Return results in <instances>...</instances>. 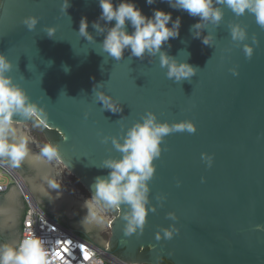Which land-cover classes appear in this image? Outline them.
Wrapping results in <instances>:
<instances>
[{
  "label": "water",
  "instance_id": "1",
  "mask_svg": "<svg viewBox=\"0 0 264 264\" xmlns=\"http://www.w3.org/2000/svg\"><path fill=\"white\" fill-rule=\"evenodd\" d=\"M134 2L147 16L162 9L171 12L173 20L181 18L179 37L166 42L162 51L198 69L190 80H170L158 55L130 58L125 50L116 61L103 52L104 34L92 27L101 14L99 0H69L67 12L61 10L63 0H1L0 53L12 61L8 75L13 82L44 108L45 127L61 132L56 143L61 160L93 194L96 177L110 171L101 168L102 161L121 156L103 137L122 138L147 111L162 122H194L195 133L174 132L162 141L149 181V208L155 206L156 211H149L142 233L126 236L122 216L127 209L121 205L109 222L112 238L106 243L100 235L104 224L84 222V203L70 194L58 197L41 174L27 176L39 189L48 187L50 209L68 219L72 229L90 233L113 254L114 246L123 250L131 264L141 248H148L150 264L162 258L173 264H264V27L254 15L236 16L224 7L219 26L206 24L201 38H193L190 28L199 17L169 7L167 0ZM31 16L38 23L29 31L23 20ZM83 17L92 42L79 34ZM234 24L246 28L245 41L232 40L229 25ZM49 27L56 29L52 37L46 33ZM128 31H133L131 26ZM209 34L214 36L211 46L202 43ZM246 43L254 48L251 58L243 51ZM97 84L98 90L121 102L122 112L102 108L93 92ZM13 119L19 123L14 124L18 134L27 122H35ZM202 153L213 157L211 167ZM10 187L17 189L15 184ZM169 212L178 219H169ZM173 224L179 232L158 241L156 233Z\"/></svg>",
  "mask_w": 264,
  "mask_h": 264
},
{
  "label": "clouds",
  "instance_id": "2",
  "mask_svg": "<svg viewBox=\"0 0 264 264\" xmlns=\"http://www.w3.org/2000/svg\"><path fill=\"white\" fill-rule=\"evenodd\" d=\"M148 5L156 0H146ZM169 7L186 11L192 17H199V21L190 28L193 38H201V29L206 24L219 26L224 17L223 8L227 7L236 16L246 12L254 15L256 23L264 27V0H167ZM101 14L97 21L92 23L97 34H104L101 43L103 52L119 61L123 58L125 50L130 51V58L143 59L148 56H159L160 66L167 69V77L176 82L190 80L197 72L191 64L178 61L162 51V46L170 39L179 37L181 18L175 20L171 12L162 9H153L152 15L147 16L137 7L134 0H99ZM223 6V7H221ZM70 7L69 0H63L61 10L67 12ZM100 21L105 23L102 25ZM115 21L114 24L111 22ZM38 18L31 16L23 20L29 31L34 30ZM111 25V26H110ZM170 25V26H169ZM131 26L133 31L129 32ZM88 20L83 17L80 21L79 34L87 41L92 42L94 37L88 31ZM233 41L243 42L247 39V30L239 24L229 25ZM56 32L54 27L46 29L49 37ZM214 41L212 34L203 36L202 43L211 46ZM253 44H258L255 37ZM246 57L251 58L254 48L250 44H243ZM13 68L12 61L0 53V158H7L13 167L20 166L26 159L33 161H60L62 156L59 145L46 143L42 146L40 154L32 156L29 150V137L18 134L14 127V116L23 119H33L39 125L47 126V114L38 103L30 100L26 91L13 77L8 75ZM67 71V69H65ZM233 73L236 74L235 69ZM99 84L94 86L96 100L102 104L104 110L112 113L123 111L121 102L114 99L104 91L98 90ZM87 115V114H86ZM195 133L196 126L191 120L169 123L160 121L152 111H147L131 127L127 128L122 138L116 136L103 137L102 142L111 140L115 149L121 153L119 158L108 157L102 161L101 168L109 169L104 177H96L95 192L85 201L87 208L85 223L104 224L102 212L109 209H120L123 205L124 234L131 236L142 233L147 222L149 211L155 212L156 207L149 208V181L154 177L156 166L154 160L160 157L162 141L174 132ZM202 160L211 167L213 157L207 153L201 154ZM66 170V169H65ZM51 188L61 187L55 180H48ZM157 200H163L157 197ZM167 217L177 220L174 212L167 213ZM30 226V225H29ZM179 229L175 224L162 228L156 233V239H172ZM162 233V235H161ZM0 264H53L49 258V251L43 239L35 233H29L22 238L19 245H0Z\"/></svg>",
  "mask_w": 264,
  "mask_h": 264
},
{
  "label": "built area",
  "instance_id": "3",
  "mask_svg": "<svg viewBox=\"0 0 264 264\" xmlns=\"http://www.w3.org/2000/svg\"><path fill=\"white\" fill-rule=\"evenodd\" d=\"M9 184H15L25 205L20 241L29 233L41 237L53 264H110L104 249L76 235L47 214L32 197L21 176L0 159V192L7 190ZM109 256L115 261L111 254Z\"/></svg>",
  "mask_w": 264,
  "mask_h": 264
},
{
  "label": "flooded vegetation",
  "instance_id": "4",
  "mask_svg": "<svg viewBox=\"0 0 264 264\" xmlns=\"http://www.w3.org/2000/svg\"><path fill=\"white\" fill-rule=\"evenodd\" d=\"M14 124H19V123L14 122ZM34 125L35 127H38V130L39 132H41L42 135L47 137L49 143L56 145V143L60 139L61 132H59L57 129L46 128L43 125H39L37 122H35ZM0 159L2 160V158ZM26 161L27 163L23 162L18 167H13L10 161L9 163H10V166L15 170V172H17L18 174L20 173V176L23 179L24 183L26 184L27 189L29 190L32 197L38 203L43 204L51 213H54L50 209L49 200L47 196L45 195V193L49 192L48 187L46 185L45 186L42 185L41 189H39L38 185L36 183H33L30 177L27 176V174L32 172L33 174H41L42 177H45V179H49L52 176V173H51L52 169H51L50 163L46 161H33L30 159ZM56 162L61 163V160L56 161ZM64 168L68 170L70 176L75 182L77 181L81 185L85 186L84 183L76 175L75 171L70 170L68 167H64ZM85 189L88 190V192H91L88 188H85ZM0 206H1L0 245L10 244V245L17 246L18 241L20 239V235H21L20 220H21L22 212L25 208V205H24V202H23V199L20 193L15 187H10L9 189L5 191L0 192ZM108 213L112 214L113 218L110 220L112 221L119 213V209H109ZM55 215H57L58 217H60L61 219L69 223L68 219H66L63 215L61 214H55ZM73 226H75V224H73ZM76 230L83 232L89 237L91 242H93L95 245L97 244V242L92 238L90 233L85 232L80 228L79 229L77 228ZM112 251L115 253L116 256L122 258L123 262L121 260L120 262H122L123 264H131L128 260V257H126V255L123 253V250L117 249L116 246H114ZM148 258H149L148 248H141L134 255V261L136 262L135 264H150L148 263L149 261L146 262ZM157 264H173V263L162 258L157 261Z\"/></svg>",
  "mask_w": 264,
  "mask_h": 264
},
{
  "label": "rangeland",
  "instance_id": "5",
  "mask_svg": "<svg viewBox=\"0 0 264 264\" xmlns=\"http://www.w3.org/2000/svg\"><path fill=\"white\" fill-rule=\"evenodd\" d=\"M34 124L35 122H27L19 130V134H25L30 138L29 145L34 150V156H37L40 154V150L42 146L49 142H48L47 137L42 135L41 132H39L38 127H35ZM51 164H52V170H51L52 176L49 179H45L44 177V183L50 187L48 180H55L58 183L60 181L61 187L58 189H54L55 194L58 197L70 194V195H73L78 201L85 204V201L89 199L91 197V194L93 195V193L88 192V190L85 189L87 187L81 185L77 181L75 182L72 179L68 170H65L66 168L64 167H66V165L63 163L62 160H61V163L56 162V161H51ZM101 215L105 218L106 222L104 223V230L100 233V235L106 243H109L112 238V233L109 228V222L112 219V214H109L108 210H106L102 212ZM96 245L105 250V253L108 256L107 260L110 262V264H118L120 260L123 262L122 259H120L118 256H116L115 254H113L112 252L104 248L103 246L99 245L98 243ZM109 254H111L113 256L112 258H114L115 261L117 260L118 262L117 261L112 262ZM122 262L121 264H123Z\"/></svg>",
  "mask_w": 264,
  "mask_h": 264
},
{
  "label": "trees",
  "instance_id": "6",
  "mask_svg": "<svg viewBox=\"0 0 264 264\" xmlns=\"http://www.w3.org/2000/svg\"><path fill=\"white\" fill-rule=\"evenodd\" d=\"M0 5H1V0H0ZM2 160H3L5 163H7V164L10 165L8 159H6V158H2ZM39 205L41 206V208H42L47 214H49L51 217H53L57 222H59L60 224H62V225H64V226H67V227L71 228V226H70V224H69L68 222L64 221L63 219H61V218L58 217L57 215L51 213V212H50V211H49V210H48L43 204H40V203H39ZM24 212H25V208H24V210H23V212H22V217H21V220H20V233H21V228H22V220H23V217H24ZM71 229H72V228H71ZM72 230L75 232L76 235H78V236H80V237H82V238H84V239H86V240H88V241L91 242V240L89 239V237H88L86 234H84L83 232H81V231H79V230H76V229H72ZM92 243H93V242H92Z\"/></svg>",
  "mask_w": 264,
  "mask_h": 264
},
{
  "label": "snow or ice",
  "instance_id": "7",
  "mask_svg": "<svg viewBox=\"0 0 264 264\" xmlns=\"http://www.w3.org/2000/svg\"><path fill=\"white\" fill-rule=\"evenodd\" d=\"M65 251H66V250H65ZM58 255H60V254L58 253ZM60 258L63 259L64 257H63L62 255H60Z\"/></svg>",
  "mask_w": 264,
  "mask_h": 264
}]
</instances>
